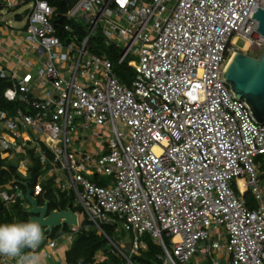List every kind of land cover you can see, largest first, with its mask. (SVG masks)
Returning <instances> with one entry per match:
<instances>
[{
  "label": "built area",
  "instance_id": "obj_1",
  "mask_svg": "<svg viewBox=\"0 0 264 264\" xmlns=\"http://www.w3.org/2000/svg\"><path fill=\"white\" fill-rule=\"evenodd\" d=\"M258 7L264 0H80L64 15L91 24L80 37L69 22L59 34L56 6L33 0L17 49L15 40L13 49L4 46L5 30L13 29L0 24L4 97L19 104L11 115L0 110L1 156L31 149L39 155L45 172L34 196L47 175L64 172L54 179L59 192L73 191L127 264L147 248L145 235L161 246L163 264H194L198 255L212 264H264V185L255 164L264 155V122L224 78L235 52L264 49L251 17ZM100 23L105 45L118 65L133 69V79H120L107 51H91ZM235 36L245 40L242 49ZM107 126L109 136L99 138ZM95 141L106 154L92 152ZM29 162L21 160L18 171L25 175ZM248 194L256 209L247 207ZM22 198L17 183L0 192L4 204ZM78 223L69 243L82 227L79 213ZM114 223L134 232L129 253L106 233ZM46 246L38 253L42 262L59 256L67 264L60 255L65 244L56 238ZM103 257L96 254L95 263ZM0 262L16 264L5 256Z\"/></svg>",
  "mask_w": 264,
  "mask_h": 264
},
{
  "label": "trees",
  "instance_id": "obj_2",
  "mask_svg": "<svg viewBox=\"0 0 264 264\" xmlns=\"http://www.w3.org/2000/svg\"><path fill=\"white\" fill-rule=\"evenodd\" d=\"M51 5L56 6V11L54 13V23L57 24V32L61 34L63 32L62 23L66 22L65 13L68 11L67 4L63 0H46ZM20 5L13 7L12 9H17ZM17 20H22L23 15L16 13L15 15ZM83 33V32H82ZM85 36V34L83 33ZM91 49L94 52L100 50L107 51L111 59L115 62V70L118 68V73L120 79L123 81H128L127 77L124 74L125 66L117 64V54L115 53L112 47L97 48L91 46ZM117 66V68H116ZM128 70V69H127ZM117 71V70H116ZM8 85L7 79L1 77L0 75V110H6L10 115L15 112V109L19 106L17 102H9L4 97V90ZM23 107V106H22ZM42 148L46 151V146L42 145ZM47 154L51 156V153L47 151ZM17 159V163H13L14 159ZM23 159H29L28 171L24 175L18 171L19 162ZM45 172L43 165L40 163L39 155L35 153L33 149L20 151L14 154L13 157L1 156L0 150V192L2 190H7L5 185L10 183L13 179H17L19 186L23 191H26V187L23 185L24 182H27L32 191L35 190V187L38 183L39 177ZM42 191L38 194L39 203L43 204L46 200L49 201V211L54 209H65L69 204L72 206L71 196L66 197L63 193H59L54 187L53 179H45L41 183ZM31 214L28 212L27 208L21 202V199H18L14 203L4 204L0 201V223L11 222L14 220L27 221L29 220ZM105 231L108 235L111 234V227H105ZM70 232V227L65 226L61 232L59 228H55L51 234H46L47 241L49 239H56L64 234ZM147 248L141 250L139 253L133 256L132 260L135 264H163L159 255L162 253V248L157 244L153 239L146 235ZM106 238L98 232L94 227L87 228L82 226L81 229L76 232L65 249V259L67 264H94V257L98 253H103L104 257L95 264H125V261L112 250V247H109ZM27 252L35 251L37 254L40 249L35 250L26 249ZM0 264H5L0 262Z\"/></svg>",
  "mask_w": 264,
  "mask_h": 264
},
{
  "label": "rangeland",
  "instance_id": "obj_3",
  "mask_svg": "<svg viewBox=\"0 0 264 264\" xmlns=\"http://www.w3.org/2000/svg\"><path fill=\"white\" fill-rule=\"evenodd\" d=\"M32 1L33 0H28L25 4H21L17 9H12L8 6V4L12 3V2H16V0H0V20H3V21H0V24L5 23V24L10 25L12 27L10 29H13V32H11V33L9 32V35H10L9 37L8 36L3 37L4 46L10 47V49H13V48L17 49V47H19L18 41H19V39H21L20 37L25 34V24H26L25 15L27 12V11L25 12V10L27 8H29V4ZM16 13L22 14L23 19L17 20L15 17ZM64 20L73 25L74 30H75V34L78 32L80 37L84 36L83 33L86 35L90 31L91 24L87 23V21L82 16H72L70 19L65 17ZM101 27H102V23L98 24L97 28L95 29V31L91 37L92 46L97 47V48L108 47L107 45H105V43L103 41V33L101 31ZM18 32H20V35H17ZM15 36H18L19 38H15ZM234 39H235L234 45L239 47L240 49H242V46H243L245 40L242 39L241 37H237V36H235ZM14 40H15V44H13V48H11V42ZM263 50L264 49L252 48L249 50H243V52H245L248 55L258 57L262 54ZM91 51H93V50H91ZM129 57L133 58V59H137V56H134V55H130ZM11 63H12V60H11ZM116 68H117V66H116ZM116 70H117L116 71L117 75L119 76V73H118L119 69L117 68ZM123 71H124V74L127 77V79H133L134 78L135 72L133 71V69H128V70L125 69ZM36 73H37V67L33 69V74L36 75ZM109 128L110 127L107 126L106 131H102V130H99L100 129L99 127H97V130H99L97 136L99 138H103V139L106 138L107 136H109V132L107 131ZM22 131H25V130L22 129ZM75 145L77 146V144H75ZM93 147L94 148L92 149V152L100 149V155L107 153V147H100V144L98 141H95L93 143ZM17 162L18 161L15 158L13 160V163L16 164ZM255 164H256V168L258 169V176H259L258 182L260 185H264V155H258L255 159ZM63 175H64V172L58 171L57 175L54 172V175H47L46 178L47 179L51 178V179H53V182H54V179H56L58 176L62 177ZM99 176H101V175H99ZM90 178H92V176H90ZM103 179H105L106 183H107L108 178L103 176ZM232 180L234 181V179H232ZM63 182H64V180H63ZM54 187L57 191H59V188L55 184V182H54ZM233 188L236 190L237 194H239L236 185H233ZM9 191H11V190H9ZM71 192H72V195H71L72 206L71 207L75 212L79 213V219H80L81 225L84 227H87V228L93 227L90 219L85 214V212L81 206V203L75 199L73 191H71ZM245 201H246V205L249 209H256L257 205L259 203L251 194L247 195V197L245 198ZM21 202L24 204V206L27 208V210L30 208V204L28 203V201L25 198H22ZM69 227H70V230H72V227L71 226H69ZM69 233L70 232H67V233L65 232L64 234H62L59 237V241L62 242L63 244H65V246H69V242H68ZM110 235L117 243H122L123 244L122 248L124 249V251L129 253L127 243L131 242L134 239V232L129 231V230H125L121 223H114V224H112ZM145 237H146V235L144 237H141V239H146ZM166 242H167L168 247L172 248V244L170 243L169 238H166ZM46 244H47V237L44 233V239L42 240V242L38 246V248L40 249L39 253L41 252V250L47 249ZM109 247H111V246H109ZM60 255L65 256V249L60 250ZM43 261L47 262L48 264H60L59 263V256H53L51 258H46V259H43ZM192 263H194V264H212L209 256L203 257L201 255L193 256L192 257ZM125 264H127V263L125 262Z\"/></svg>",
  "mask_w": 264,
  "mask_h": 264
},
{
  "label": "water",
  "instance_id": "obj_4",
  "mask_svg": "<svg viewBox=\"0 0 264 264\" xmlns=\"http://www.w3.org/2000/svg\"><path fill=\"white\" fill-rule=\"evenodd\" d=\"M63 1L70 11L80 0ZM251 17L258 20L257 30L264 35V8L258 7ZM224 78L231 85L236 96L247 101L255 118L264 122V50L258 57L242 51L235 52L226 66ZM19 182L17 179H13L5 185V188L11 189L12 184ZM23 185L26 187V200L30 204L28 212L31 216L29 220L39 221L45 229L44 233L49 235L55 228H59L62 232L66 225H79L78 213L72 209L70 204L63 210L49 211V201L46 200L40 204L28 183L24 182Z\"/></svg>",
  "mask_w": 264,
  "mask_h": 264
},
{
  "label": "clouds",
  "instance_id": "obj_5",
  "mask_svg": "<svg viewBox=\"0 0 264 264\" xmlns=\"http://www.w3.org/2000/svg\"><path fill=\"white\" fill-rule=\"evenodd\" d=\"M44 232L45 229L37 220L0 223V256L13 258L16 264H43L42 258L35 251L25 250L37 249L44 239Z\"/></svg>",
  "mask_w": 264,
  "mask_h": 264
},
{
  "label": "crops",
  "instance_id": "obj_6",
  "mask_svg": "<svg viewBox=\"0 0 264 264\" xmlns=\"http://www.w3.org/2000/svg\"><path fill=\"white\" fill-rule=\"evenodd\" d=\"M9 32L11 33V31H9V30H5V33H6V35L9 37L10 35H9ZM10 41V40H9ZM44 262V264H48L47 262H45V261H43Z\"/></svg>",
  "mask_w": 264,
  "mask_h": 264
},
{
  "label": "bare ground",
  "instance_id": "obj_7",
  "mask_svg": "<svg viewBox=\"0 0 264 264\" xmlns=\"http://www.w3.org/2000/svg\"><path fill=\"white\" fill-rule=\"evenodd\" d=\"M249 46V43H247V47Z\"/></svg>",
  "mask_w": 264,
  "mask_h": 264
}]
</instances>
